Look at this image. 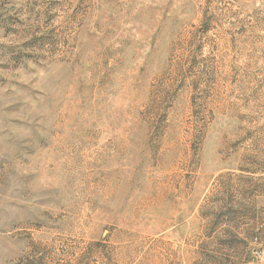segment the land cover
Returning <instances> with one entry per match:
<instances>
[{"label": "rangeland", "instance_id": "obj_1", "mask_svg": "<svg viewBox=\"0 0 264 264\" xmlns=\"http://www.w3.org/2000/svg\"><path fill=\"white\" fill-rule=\"evenodd\" d=\"M264 264V0H0V264Z\"/></svg>", "mask_w": 264, "mask_h": 264}, {"label": "crops", "instance_id": "obj_2", "mask_svg": "<svg viewBox=\"0 0 264 264\" xmlns=\"http://www.w3.org/2000/svg\"><path fill=\"white\" fill-rule=\"evenodd\" d=\"M262 264V263H261Z\"/></svg>", "mask_w": 264, "mask_h": 264}]
</instances>
